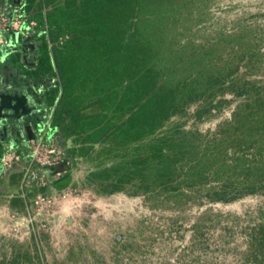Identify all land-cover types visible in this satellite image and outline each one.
<instances>
[{
	"label": "rangeland",
	"instance_id": "obj_1",
	"mask_svg": "<svg viewBox=\"0 0 264 264\" xmlns=\"http://www.w3.org/2000/svg\"><path fill=\"white\" fill-rule=\"evenodd\" d=\"M0 264H264V0H0Z\"/></svg>",
	"mask_w": 264,
	"mask_h": 264
}]
</instances>
